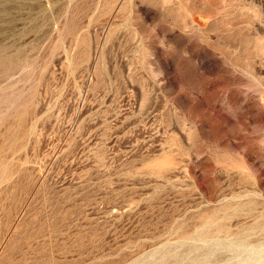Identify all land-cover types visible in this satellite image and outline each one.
Instances as JSON below:
<instances>
[{"label": "rangeland", "instance_id": "1", "mask_svg": "<svg viewBox=\"0 0 264 264\" xmlns=\"http://www.w3.org/2000/svg\"><path fill=\"white\" fill-rule=\"evenodd\" d=\"M0 264H264V0H0Z\"/></svg>", "mask_w": 264, "mask_h": 264}]
</instances>
